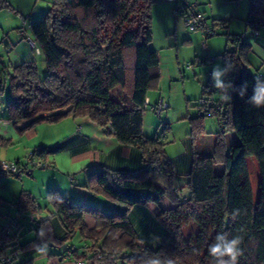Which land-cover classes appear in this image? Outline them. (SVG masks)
I'll return each mask as SVG.
<instances>
[{
    "label": "trees",
    "instance_id": "obj_1",
    "mask_svg": "<svg viewBox=\"0 0 264 264\" xmlns=\"http://www.w3.org/2000/svg\"><path fill=\"white\" fill-rule=\"evenodd\" d=\"M155 1L53 0L46 14L30 25L32 39L44 56L46 73L40 77L32 61L11 65L6 120L23 133L41 121L88 117L119 143L139 149L142 165L134 171H91L88 187L111 202L108 210L85 203L73 205L52 188L47 195L53 207L50 217L27 225L17 221L7 231L10 221L23 212L36 213L38 207L31 194L22 191L13 215L9 210L1 211L5 203L0 197V218H9L6 224L0 221V257L12 254L10 264L16 251L45 243L65 246L73 260L85 264H143L154 254L171 258L175 264H209L207 249L219 232L228 233L230 238L243 237L239 264H264V106L248 102L258 78L248 70L251 46L240 35L228 34L232 47L225 49L222 60L224 69L231 66L224 84L233 85L226 93L232 99L224 101V110L198 103L197 119L215 114L220 130L204 153L191 148L187 182L175 186L176 172L165 154L163 133L149 137L142 129L147 91L158 77V55L150 48V7ZM3 5L6 0H0V7ZM250 13L264 19V0H250ZM219 22L225 26L223 20ZM259 23L256 19L247 21L254 29ZM259 78V86H264V77ZM243 85L246 91L241 97ZM117 86L122 95L114 99L111 92ZM227 133H232L237 143L227 146ZM35 151L44 160L60 147H38ZM248 158L257 163L258 198L253 195ZM165 198L172 201V207L163 204ZM148 203L157 205L155 217L166 229V236L155 246L137 236L129 219L133 206ZM236 210L239 214L233 219ZM85 214L96 218L94 228L86 227ZM53 216L63 224L60 237L53 232ZM189 223H195L197 230L185 236L183 228ZM29 232L33 234L23 240ZM77 234L89 242L84 248L90 254L73 248L71 241Z\"/></svg>",
    "mask_w": 264,
    "mask_h": 264
},
{
    "label": "rangeland",
    "instance_id": "obj_2",
    "mask_svg": "<svg viewBox=\"0 0 264 264\" xmlns=\"http://www.w3.org/2000/svg\"><path fill=\"white\" fill-rule=\"evenodd\" d=\"M195 1L208 22L220 23L219 21L223 20L225 23V26L217 27L215 34L209 35L204 41L200 32L189 30L184 24L183 17L179 13L175 14L173 10L175 4L172 0H156L150 7L152 29L150 48L157 52L159 65L155 70L158 77L147 91V107L143 115L142 129L149 137L163 133L162 142L165 154L169 157L184 152L186 139H191V148L198 153H204V150L211 148L213 138L220 130L218 117L215 114H205L197 119L200 115L198 103L200 98L219 99V90L213 87L212 71L217 64L221 70L224 69L222 55L226 48L232 47L227 42L228 34L240 35L243 42L250 44L248 70L255 77L264 75V19L254 18L251 15L250 0ZM52 2L53 0H6V5L0 7V58L2 59L0 60V103L5 104L9 98L11 65L32 61L37 66L39 76L45 75L44 56L40 52L37 53L28 43L20 40V31H23L24 37L32 38L30 25L46 14ZM248 19H256L260 22L258 27L254 29L247 25ZM254 31L257 34H254ZM205 57L208 60H205ZM221 81L224 83V75ZM160 103H162L160 112L152 111L151 107ZM6 113L2 106L0 165L3 162L19 160L20 168H23L27 157L36 149L35 146L40 141L51 143L66 133L61 129V126L66 125L62 123L67 119L65 117L53 122L36 123L34 127L36 134L29 137L27 132H19L5 120ZM69 120H72V117H69ZM4 153L7 157H4ZM52 158L53 155H48L46 160L44 159L46 163L44 167H33V176L25 171L19 172L18 175L0 173V197L5 203L1 208L2 212L9 210L11 214L14 213L12 205L22 190L28 189L33 190L36 206L40 205L39 209L42 210L36 211V214L53 209L48 201V189L46 185H42L45 172L50 171ZM247 166L254 198H258L257 163L254 159L248 158ZM61 177L68 180L67 175ZM0 221L7 222L5 217H1ZM183 230L185 236H188L196 232L197 226L195 223H189Z\"/></svg>",
    "mask_w": 264,
    "mask_h": 264
},
{
    "label": "crops",
    "instance_id": "obj_3",
    "mask_svg": "<svg viewBox=\"0 0 264 264\" xmlns=\"http://www.w3.org/2000/svg\"><path fill=\"white\" fill-rule=\"evenodd\" d=\"M261 76L264 77V75ZM121 95L122 90L119 86L115 87L111 92V96L114 99H119ZM2 106L5 108L4 103H0V109H2ZM66 118L62 122L63 124L66 123V125L61 126L62 131L66 133L61 138L51 143H45L44 141H40L38 144L36 143V148L50 147L53 145L60 147V151L53 155L52 161L50 162V171L45 172L42 185H46L48 191L52 188L58 190L73 205L85 203L87 205H98L108 210L111 202L103 195L96 194L88 187L89 174L95 168L126 171L138 170L142 165L140 150L119 143L113 136L108 135L105 130L88 117H72V120H69V116ZM8 123L12 124L10 121ZM34 127L24 132H27V135L31 137L36 134ZM225 138L227 146L237 143V139L232 133H227ZM185 142L187 143L182 154H177L173 157L167 155L174 164L176 172L174 179L175 186H182L187 182V173L191 166L193 154L190 140L186 139ZM5 156L7 157L6 153H4ZM46 158L44 159L46 160ZM25 172H28L27 174L29 175H34L33 168H28ZM61 175H67L68 180L61 177ZM36 180L38 181L39 177ZM22 191L29 192L36 203L32 189ZM162 202L167 207L173 206L172 201L168 198H165ZM156 207V204L148 203L146 205H135L129 211V219L137 236L150 246L160 244L166 236V229L155 217ZM39 208H41L40 205H38V210L42 211ZM12 209H14V213H12L14 215L15 207H12ZM51 211H43L41 214L38 212V214L35 212H23L20 218H18V221L23 222L25 225L30 224L27 220V214L29 213H35L36 216L44 220L50 217ZM6 220L7 222L4 224L9 222V218ZM83 221L89 229L94 228L97 223L96 218L92 214H85ZM50 222L54 234L60 237L64 232L61 219L53 216L50 218ZM32 234V232H29L25 234L24 238H28ZM155 237H159V240L157 241ZM71 243L73 248H77L78 253L85 251L87 254H90L88 249L84 248V245H89V242L85 241L82 235L77 234ZM48 249L46 255H39L34 249L18 250L14 253L15 259L13 260V264H20L25 260H31L32 264H85L82 261L73 260L69 256L66 247H58L50 244L48 245ZM9 255L13 256L12 254Z\"/></svg>",
    "mask_w": 264,
    "mask_h": 264
},
{
    "label": "clouds",
    "instance_id": "obj_4",
    "mask_svg": "<svg viewBox=\"0 0 264 264\" xmlns=\"http://www.w3.org/2000/svg\"><path fill=\"white\" fill-rule=\"evenodd\" d=\"M39 53V49H37ZM231 70V66L223 70L220 69L219 64L213 67L212 79L214 81L213 87L219 90V98L222 101L228 102L232 99L230 95H227V90L232 88L231 83L225 85L221 81V77ZM257 86L253 89V95L249 98L248 102L256 107L264 106V86L260 85V78H257ZM246 91V85H243L239 90V96L243 97ZM238 210L232 213V218L235 219L238 215ZM43 235V233H40ZM158 241L159 237H155ZM243 243V237L236 235L229 237L226 232H219L216 234L213 243L208 246V255L211 258L209 264H239V257L243 255L241 244ZM34 251L39 255H46L48 252V243H45L42 247L33 244L31 246ZM143 264H175L174 260L168 257L162 258L159 254L149 255L143 262Z\"/></svg>",
    "mask_w": 264,
    "mask_h": 264
},
{
    "label": "built area",
    "instance_id": "obj_5",
    "mask_svg": "<svg viewBox=\"0 0 264 264\" xmlns=\"http://www.w3.org/2000/svg\"><path fill=\"white\" fill-rule=\"evenodd\" d=\"M172 1L175 4L173 8L175 14L179 13L183 17L184 24L189 30L200 32L203 37V41L209 35H213L217 27L222 26L220 23L218 24L215 22H208V19L205 17V15L199 11L198 4L196 3L195 0H172ZM23 34L24 33L21 30L20 40L22 42L28 43L37 52L38 47L35 44V41L32 38L24 37ZM254 34H257V32L254 31ZM202 45L204 46L203 43ZM204 59L208 60L207 57H205ZM199 104L209 105L210 108H213L216 110H224L225 108L224 101L222 100L216 101L208 97L200 99ZM146 107L147 105L144 106L145 110H146ZM151 109L152 111L160 112V110L162 109V103H160L159 105L152 106ZM19 164L20 163H17V162H9V163L3 162L0 165V173L18 174L21 171H26L29 167L33 168L36 166H39V167L46 166L45 160L37 156V151L35 150H33L31 154H29V156L27 157L26 164L23 168H20ZM27 218H28L27 219L28 222L30 223H36L42 220L39 216H36L35 213L27 214ZM17 221L18 219H14L10 221L9 224L7 225V231L12 230L16 226ZM10 262H11L10 256L0 257V264H10Z\"/></svg>",
    "mask_w": 264,
    "mask_h": 264
},
{
    "label": "water",
    "instance_id": "obj_6",
    "mask_svg": "<svg viewBox=\"0 0 264 264\" xmlns=\"http://www.w3.org/2000/svg\"><path fill=\"white\" fill-rule=\"evenodd\" d=\"M28 173V172H27ZM63 247H65V246H63Z\"/></svg>",
    "mask_w": 264,
    "mask_h": 264
}]
</instances>
